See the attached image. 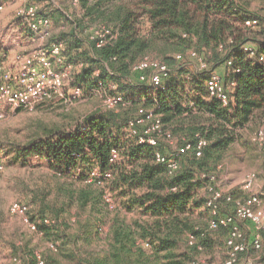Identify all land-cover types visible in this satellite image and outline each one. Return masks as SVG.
Returning a JSON list of instances; mask_svg holds the SVG:
<instances>
[{"label": "trees", "instance_id": "obj_1", "mask_svg": "<svg viewBox=\"0 0 264 264\" xmlns=\"http://www.w3.org/2000/svg\"><path fill=\"white\" fill-rule=\"evenodd\" d=\"M78 6L80 14L60 13L58 21L62 19L65 27L56 36L65 44L66 61L75 67L70 86L79 87L81 95L98 89L121 95L125 105L100 108L69 133L46 130L43 137L26 144L0 141L11 163L25 164L36 157L56 176L74 184L73 188L58 189L66 195L65 206L56 209V204L47 202L49 189L37 190L28 203L30 218L52 219L50 224L39 225L53 252L43 258L47 264H64V259L79 260L80 264H189L204 253H228L230 227L210 229L214 216L207 205L209 194L202 190L206 188L207 193L217 181H211L210 176L216 177L226 151L242 132L264 128V29L261 36L254 34L261 24L258 17L237 0H79ZM101 18L114 25L98 21ZM252 18L258 20L256 26H246ZM91 26L111 29L105 44L98 46L99 39L91 38ZM192 51L203 56L207 63L204 70L198 71ZM148 55L170 68L159 88L140 81L134 70ZM213 71L222 75L229 95L227 105L209 95L206 82ZM126 107L135 113L124 111ZM142 108L152 109L161 120V132L151 134L155 145L125 133L129 120ZM173 138L178 146L169 151L162 141ZM200 139L207 143L198 156ZM186 144L191 147L177 155ZM113 149L118 151L114 162L110 160ZM158 151L178 159L179 166L172 174L155 161ZM93 166L111 171L109 186L120 211L109 224L106 247L101 250L89 248L100 232V214L106 206L103 188L86 182ZM228 195L238 198L225 192L219 211L222 214L225 206L227 214L233 215ZM74 206L75 221L70 209ZM84 211L88 216L82 219ZM209 213L208 224L196 220V214ZM72 227L74 231H70ZM191 235L195 238L192 244ZM262 242L261 250L249 244L244 255L260 251L259 262H264Z\"/></svg>", "mask_w": 264, "mask_h": 264}, {"label": "rangeland", "instance_id": "obj_2", "mask_svg": "<svg viewBox=\"0 0 264 264\" xmlns=\"http://www.w3.org/2000/svg\"><path fill=\"white\" fill-rule=\"evenodd\" d=\"M0 1L5 5L4 11L0 14V61L4 62L10 69L15 68V55L22 46L29 44L28 40L31 36L27 24L17 16V10L21 5L36 4L40 12L51 19L53 39H56L60 30L65 27L62 19L58 21V18L61 17L60 13L65 12L70 15L81 13L80 7L74 5L71 0ZM237 1L251 15L258 17L261 24L256 28L257 32L254 34L261 36L259 32L264 29V0ZM98 21L114 25V22L109 19L101 18ZM71 93L72 88L69 82L66 84L62 96L44 99L33 109L12 108L0 103V141L2 143L13 141L14 143L26 144L31 139L43 137L46 130L69 133L83 124L87 115L100 108H106L105 95L102 92L88 93L76 98H72ZM124 111L129 112L130 115L135 113L129 107H126ZM254 131L245 129L242 132V137L226 151L217 170L216 179L219 188L224 192L238 198L245 197L246 194L250 193L257 194L261 197L264 206V159L260 147L250 140ZM125 133L132 136L127 125L125 126ZM162 142L169 151L178 146L176 138ZM6 151L7 148L0 147V152L6 163L5 170L0 171V264H14L12 258L16 255L22 256L28 264H35L37 254L48 258L50 254L53 255V252L48 247L46 238L30 232L20 217L10 213V206L14 202L31 204V198L37 190L49 189L50 194L47 196V202L56 204V209L60 208L65 206L67 198L63 191L59 192L58 189L60 187L63 189L64 187L73 188L74 184L68 178L56 176L46 162H41L36 157L28 159L25 164H21V162L11 163ZM253 173L256 175L253 187L251 191H246L243 188L244 181ZM75 185L79 184L75 183ZM205 189L203 188V193L209 194L206 193ZM70 209L75 221L77 209L75 206ZM227 212L229 209L223 206L222 214H227ZM117 213H120L119 209L110 211L104 206L103 213L100 214L103 216L100 226H105L109 230V224ZM87 216V211L82 212V219ZM196 220L199 223L208 224L210 213L196 214ZM237 222L246 234L247 242L257 233L264 240V222L258 230L243 220H237ZM74 229L75 227H72L70 231H74ZM81 241L83 244L84 241ZM105 247L106 235L99 232L89 248L101 250ZM260 255V251L253 250L250 255L252 264L264 263L259 262ZM63 261L64 264H80L79 260L64 259Z\"/></svg>", "mask_w": 264, "mask_h": 264}, {"label": "built area", "instance_id": "obj_3", "mask_svg": "<svg viewBox=\"0 0 264 264\" xmlns=\"http://www.w3.org/2000/svg\"><path fill=\"white\" fill-rule=\"evenodd\" d=\"M74 5H79V0H72ZM5 5L0 1V14L4 11ZM17 16L24 21L31 33L33 46L21 48L15 55V68L10 69L7 65L0 61V103L6 104L12 108H27L33 109L44 99H50L55 96H62L63 90L67 83L71 82L75 67L72 63L66 61L64 54V42L53 39L51 19L40 12L38 6L33 3L21 5L17 10ZM258 23L256 18L248 19L245 25L255 27ZM91 38H98V46L107 42L108 36L111 34L109 27L91 26L89 29ZM251 54H254L252 47H249ZM192 56L197 59L198 71H202L207 67L203 56L196 51L191 52ZM180 57V56H178ZM260 59H263L262 57ZM229 64L231 62L229 61ZM134 70L138 73V79L154 88L162 86L164 79L170 72L169 66L152 56H145L135 64ZM101 84V82H100ZM235 85V83H233ZM209 95L217 97L227 105L229 95L225 90L221 73L213 71L206 82ZM96 92H101L99 89ZM103 93V92H102ZM81 95V89L75 87L72 89L71 97L76 98ZM104 103L108 109H117L120 105H125V101L121 95H110L104 93ZM150 123V124H148ZM161 120L152 109H140L138 116L129 120L127 126L133 136H137L139 142L147 141L151 145L156 144L155 138L151 136L153 132H161ZM170 139V134H167ZM251 140L257 144L263 153L264 159V128L256 129L251 134ZM207 141L200 139L196 146V154H202V148ZM191 147V144L179 148V153H183ZM118 151L112 150L111 161H116ZM155 161L163 163L168 169V173L172 174L179 166L177 158H167L166 155L158 151L155 154ZM6 167L5 159L0 152V171H4ZM112 178V173L109 170L102 171L98 166H93L90 169L89 179L86 181L103 188V198L106 207L110 211H114L119 207L114 193L110 189L109 180ZM256 175H249L243 184L246 191H251ZM211 181H216L215 175L210 176ZM209 198L207 205L210 207L213 218L210 220V229H218L220 226L230 227L229 234L226 239L228 246V255L223 264H252L244 255L250 246L256 250L263 248V242L260 234H255L252 243L246 241L245 234L241 227L237 224L236 219H241L249 222L257 230L261 228L264 222V206L261 197L257 194L250 193L244 198H234L231 195L227 196V201L233 202L234 214H221L219 209V200L225 192L219 188L217 181L211 184L208 188ZM30 206L22 202H14L10 206V213L21 218L28 230L39 236L42 232L39 231L41 223L50 224L52 219L45 217L41 220H35L29 217ZM101 234L107 235L108 229L105 226H100ZM194 236H190L189 243H194ZM147 246L148 244L145 243ZM49 246L56 249L53 243ZM37 264H47L41 254L36 255ZM14 264H23L22 257L16 255L12 258ZM189 264H203L200 258L192 260Z\"/></svg>", "mask_w": 264, "mask_h": 264}, {"label": "crops", "instance_id": "obj_4", "mask_svg": "<svg viewBox=\"0 0 264 264\" xmlns=\"http://www.w3.org/2000/svg\"><path fill=\"white\" fill-rule=\"evenodd\" d=\"M28 43L29 44L22 46V48L23 47H26V46H31V47L33 46V42H32V39L31 38L28 40ZM130 217H131V214L128 215V218H130ZM227 255H228V253H226L224 255H221L218 252H215L213 254L204 253L203 254V257H202L203 264H223L224 261L227 258ZM245 257L247 259H249V260H252L248 254Z\"/></svg>", "mask_w": 264, "mask_h": 264}, {"label": "water", "instance_id": "obj_5", "mask_svg": "<svg viewBox=\"0 0 264 264\" xmlns=\"http://www.w3.org/2000/svg\"><path fill=\"white\" fill-rule=\"evenodd\" d=\"M259 264H264V263H259Z\"/></svg>", "mask_w": 264, "mask_h": 264}]
</instances>
